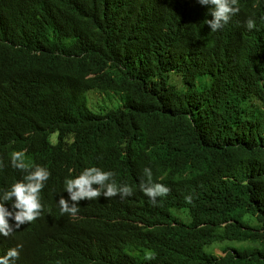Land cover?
I'll list each match as a JSON object with an SVG mask.
<instances>
[{
  "label": "trees",
  "instance_id": "obj_1",
  "mask_svg": "<svg viewBox=\"0 0 264 264\" xmlns=\"http://www.w3.org/2000/svg\"><path fill=\"white\" fill-rule=\"evenodd\" d=\"M238 5L211 32L198 0H0V188L24 174L12 151L50 171L40 216L0 236L12 264H264V0ZM89 166L133 195L61 215ZM145 167L169 189L156 204Z\"/></svg>",
  "mask_w": 264,
  "mask_h": 264
},
{
  "label": "clouds",
  "instance_id": "obj_2",
  "mask_svg": "<svg viewBox=\"0 0 264 264\" xmlns=\"http://www.w3.org/2000/svg\"><path fill=\"white\" fill-rule=\"evenodd\" d=\"M147 2L148 0H140ZM202 6H207L211 19L204 21L210 27L211 32H216L228 24L233 15L240 11L238 0H198ZM245 26L251 30L255 27L252 18L246 20ZM25 154L23 151H12L10 161L12 167L23 170L20 179L13 180L5 188H0V236H10L14 229L21 225L34 221L41 214L42 203L40 193L50 177L47 167L39 164L30 169L25 167ZM139 184V190L143 192L153 204L156 198L166 195L169 191L162 183L154 182L152 170L145 167ZM112 170H104L101 167L89 166L76 174L69 169V175L63 181V195L57 201L61 215L68 214L75 217L79 211V201L95 200L101 196L111 198L119 195L121 199L133 195L134 188L128 184H117ZM20 245L9 248L5 254L0 252V264H12L19 256Z\"/></svg>",
  "mask_w": 264,
  "mask_h": 264
},
{
  "label": "rangeland",
  "instance_id": "obj_3",
  "mask_svg": "<svg viewBox=\"0 0 264 264\" xmlns=\"http://www.w3.org/2000/svg\"><path fill=\"white\" fill-rule=\"evenodd\" d=\"M90 101H91V109L97 113L98 112L101 113L103 109L111 110V109H116L119 106L117 101L112 96L107 97V95L100 94L97 92L91 93ZM231 244L234 245V243ZM229 245L230 244H226V243H216L208 250L215 253L216 255L223 256V249Z\"/></svg>",
  "mask_w": 264,
  "mask_h": 264
},
{
  "label": "bare ground",
  "instance_id": "obj_4",
  "mask_svg": "<svg viewBox=\"0 0 264 264\" xmlns=\"http://www.w3.org/2000/svg\"><path fill=\"white\" fill-rule=\"evenodd\" d=\"M184 26V25H183ZM243 28V27H242ZM187 34V33H186ZM181 35V34H180ZM186 37V36H185ZM249 38V37H248ZM247 39V38H246ZM185 40V39H184ZM255 41V40H254ZM183 43V42H182ZM185 46V45H184ZM181 53H182V51H181ZM179 58V57H178ZM223 61V60H222ZM217 64V63H216ZM237 64V63H236ZM231 67V66H230ZM205 70V69H204ZM237 71V70H236ZM234 72V71H233ZM192 73V72H191ZM205 74H207V73H205ZM184 79V78H183ZM194 80V79H193ZM191 82V81H190ZM239 84V83H238ZM230 85V84H229ZM188 95V94H187ZM196 95V94H195ZM231 95V94H230ZM179 96V95H178ZM201 96V95H200ZM206 96V95H205ZM207 97V96H206ZM186 98V97H185ZM239 98V97H238ZM234 99V98H233ZM239 99H241V98H239ZM199 100V99H198ZM227 100V99H226ZM209 101V100H208ZM246 101V100H245ZM196 102V101H195ZM191 106V105H190ZM217 106H219V105H217ZM209 109V108H208ZM242 109V108H241ZM247 110V109H246ZM209 111V110H208ZM241 112V111H240ZM202 113V112H201ZM208 113V112H207ZM218 113V112H217ZM226 113V112H225ZM234 113V112H233ZM204 116V115H203ZM223 116V115H222ZM229 116V115H228ZM204 118V117H203ZM221 119V118H220ZM185 120V119H184ZM224 125V124H223ZM190 127H191V125H190ZM187 128V127H186ZM185 130V129H184ZM220 130V129H219ZM224 130V129H223ZM223 130H222V132H223ZM213 131V130H212ZM245 131V130H244ZM199 132V131H198ZM206 132V131H205ZM182 133V132H181ZM199 134H201V133H199ZM215 134V133H214ZM213 134V135H214ZM189 135V134H188ZM229 135V134H228ZM242 137V136H241ZM190 138V137H189ZM216 139H217V137H216ZM221 139V138H220ZM194 140V139H193ZM200 141V140H199ZM209 142V141H208Z\"/></svg>",
  "mask_w": 264,
  "mask_h": 264
}]
</instances>
